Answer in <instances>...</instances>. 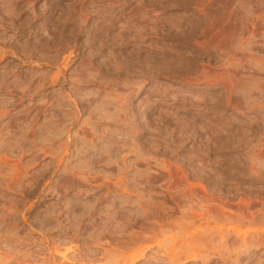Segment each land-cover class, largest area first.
<instances>
[{"label":"rangeland","instance_id":"374dc122","mask_svg":"<svg viewBox=\"0 0 264 264\" xmlns=\"http://www.w3.org/2000/svg\"><path fill=\"white\" fill-rule=\"evenodd\" d=\"M0 264H264V0H0Z\"/></svg>","mask_w":264,"mask_h":264}]
</instances>
